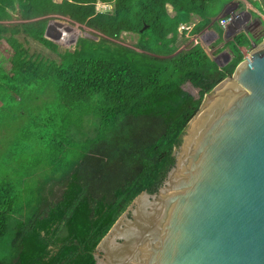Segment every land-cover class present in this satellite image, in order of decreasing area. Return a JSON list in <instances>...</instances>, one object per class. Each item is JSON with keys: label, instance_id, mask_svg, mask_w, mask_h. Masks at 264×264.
<instances>
[{"label": "trees", "instance_id": "obj_1", "mask_svg": "<svg viewBox=\"0 0 264 264\" xmlns=\"http://www.w3.org/2000/svg\"><path fill=\"white\" fill-rule=\"evenodd\" d=\"M97 1L0 0V103L3 91L23 104L42 103L53 115L62 106L61 119L95 116L92 134L67 122L54 130L66 150L52 152L51 170L25 198L12 181L0 182V264H96L98 242L139 193L162 185L204 95L232 75L244 59L240 47L251 44L252 33L239 32L227 43L233 56L223 66L200 42L178 50L181 23L200 16L192 29L198 33L230 0H101L113 5L105 12L96 11ZM12 11L23 21L3 23ZM57 15L108 37L135 32L142 50L105 42L113 47L107 55L92 54L88 45L104 38L79 37L73 50L59 51L46 35ZM214 27L219 45L224 28L219 21ZM21 33L61 59L31 55ZM186 81L199 88L198 97L182 88Z\"/></svg>", "mask_w": 264, "mask_h": 264}, {"label": "water", "instance_id": "obj_2", "mask_svg": "<svg viewBox=\"0 0 264 264\" xmlns=\"http://www.w3.org/2000/svg\"><path fill=\"white\" fill-rule=\"evenodd\" d=\"M155 192L98 242L96 264H264V39L207 92Z\"/></svg>", "mask_w": 264, "mask_h": 264}, {"label": "rangeland", "instance_id": "obj_3", "mask_svg": "<svg viewBox=\"0 0 264 264\" xmlns=\"http://www.w3.org/2000/svg\"><path fill=\"white\" fill-rule=\"evenodd\" d=\"M223 5L217 9L215 16L210 17L211 22L207 28L202 29L204 31L201 30V33H192L191 31L190 34L187 32L184 35L180 34L176 43L178 50H187L194 43L200 42L214 57L217 64L223 66L233 56L227 43L233 40L239 32L249 30L252 33L251 35H253L250 36L251 44L247 47H240L244 53V57H248L255 45L260 44L264 39V25L260 21H256L254 12L250 7H246L243 0H232V2L226 3L225 7ZM167 9L170 15L174 14V10L170 5H167ZM226 10L227 13L231 11L240 13V18L233 24L224 27L222 43L216 45L215 41L219 36L214 27V22L219 21L222 17L220 13ZM194 16L192 21L198 22L199 17ZM22 21L19 12L12 11V17L4 20L3 23L11 25ZM46 35L58 44L57 48L59 51L66 49L73 50L77 46L79 37L89 38L94 41H99L101 38H104L101 44L95 43L88 45L91 50L90 53L92 54L102 52V55H107L109 49L113 47H109L105 42H109V44H120L134 50H142L138 44L139 35L135 32L123 31L117 38L108 37L84 23L72 20L68 16L57 15L56 17H51L46 28ZM17 36L24 43L31 55L39 54L42 58L44 56L56 60L61 59L58 51L48 48L31 37L24 36L23 33L17 34ZM195 37L197 38L196 40ZM78 48H80V45H78ZM182 88L195 97L199 96V88L193 86L189 81L184 82ZM1 95L0 182L3 180L12 181L15 192L18 195H24L25 198L28 188L32 187L37 180H40L51 170V165L48 162L52 156V152L54 156L55 154H64L66 150L64 148V136L57 134L54 130L67 122L72 123V127H75V132L81 127L83 132L92 134L93 126L91 123L93 124L95 121V116L91 112L90 116L84 117L83 123H79L82 117L79 116L78 112L70 116H63L61 119L60 115L62 112L64 113L62 106L58 105V114L56 112L53 115L52 111H49L48 108L42 107V103L36 105L35 103L26 102L23 104L19 100L10 98V93H4L2 91ZM58 141L61 142L59 146L57 145ZM68 151L70 152V149Z\"/></svg>", "mask_w": 264, "mask_h": 264}, {"label": "built area", "instance_id": "obj_4", "mask_svg": "<svg viewBox=\"0 0 264 264\" xmlns=\"http://www.w3.org/2000/svg\"><path fill=\"white\" fill-rule=\"evenodd\" d=\"M112 7H113L112 3L104 2V1H101V0H98L96 2V5H95V8H96L97 12L109 11L110 9H112ZM239 18H240V13L238 14L235 11H231L230 13H226L224 16H222L220 18L219 22H220V24L223 27H227L230 24H233L234 22H236ZM193 27H194V23H192V24L183 23V24H181L179 26V31L180 32L186 31L188 34H190V32L192 31ZM196 39L197 38L195 37V40Z\"/></svg>", "mask_w": 264, "mask_h": 264}, {"label": "crops", "instance_id": "obj_5", "mask_svg": "<svg viewBox=\"0 0 264 264\" xmlns=\"http://www.w3.org/2000/svg\"><path fill=\"white\" fill-rule=\"evenodd\" d=\"M231 2H232V0H230ZM230 1H227V2H225L224 3V7L226 6V3H228V2H230ZM244 1V3H245V5H246V7H250V9L254 12V16H256V21H260L263 25H264V0H256L260 5H259V7L258 6H256V5H254L252 2H251V0H243ZM167 5H170L171 6V4H167ZM172 7V6H171ZM96 9V8H95ZM224 9V8H223ZM227 10H228V8H227ZM227 10L225 11V12H223V13H220V14H222L221 16H224L226 13H227ZM175 13V12H174ZM172 15H174V14H172ZM195 15V14H194ZM192 16V19L190 20V21H188L187 23H196V22H194V21H192L193 20V18L195 17V16ZM197 17H199L198 19L200 20V16H198V15H196ZM197 19V18H196ZM211 22V21H210ZM181 24H183V23H181ZM180 24V25H181ZM208 27V25L207 26H205L204 28H207ZM203 28V29H204ZM224 28V27H223ZM202 31H204V30H202ZM201 33V32H200ZM184 35V34H186V33H183V32H180L179 31V35Z\"/></svg>", "mask_w": 264, "mask_h": 264}, {"label": "clouds", "instance_id": "obj_6", "mask_svg": "<svg viewBox=\"0 0 264 264\" xmlns=\"http://www.w3.org/2000/svg\"><path fill=\"white\" fill-rule=\"evenodd\" d=\"M112 9H113V7H112ZM112 9H110V10H112ZM195 25V24H194Z\"/></svg>", "mask_w": 264, "mask_h": 264}]
</instances>
